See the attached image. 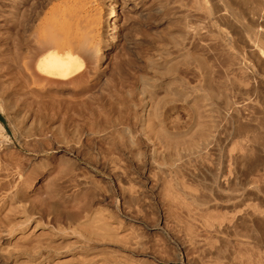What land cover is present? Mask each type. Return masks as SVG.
Wrapping results in <instances>:
<instances>
[{
	"label": "rangeland",
	"instance_id": "obj_1",
	"mask_svg": "<svg viewBox=\"0 0 264 264\" xmlns=\"http://www.w3.org/2000/svg\"><path fill=\"white\" fill-rule=\"evenodd\" d=\"M109 1L0 0V264H264V72L239 32L264 35V0H115L105 29Z\"/></svg>",
	"mask_w": 264,
	"mask_h": 264
},
{
	"label": "bare ground",
	"instance_id": "obj_2",
	"mask_svg": "<svg viewBox=\"0 0 264 264\" xmlns=\"http://www.w3.org/2000/svg\"><path fill=\"white\" fill-rule=\"evenodd\" d=\"M234 1V0H233ZM211 2H213V1H211ZM215 2V1H214ZM226 2V1H225ZM236 2H238V1H235L234 3H230L231 5H233V4H236ZM242 2V3H241ZM213 4V3H212ZM238 4V3H237ZM240 4H245L244 3V0L243 1H240ZM215 5H216V3H215ZM222 5V4H221ZM217 6V5H216ZM215 7V6H214ZM224 7H225V5H224ZM236 7V6H235ZM213 8V7H212ZM220 8H221V6H220ZM219 8V9H220ZM223 8V7H222ZM226 8V7H225ZM231 8V7H230ZM214 9V8H213ZM216 9H217V7H216ZM218 9V10H219ZM224 9V8H223ZM227 9V8H226ZM234 9V8H233ZM232 9V10H233ZM217 10V11H218ZM75 11V10H74ZM214 11H215V9H214ZM224 11H226V10H223V12L222 13H224L225 14V12ZM228 11H230V10H228ZM234 11H235V9H234ZM117 12H118V5H117V3H116V1L115 0H110L109 2H108V4L105 6V12L103 13L100 9H96V10H94V12H93V14H94V16L96 17L97 16V18L99 19V21L100 22H102V19H105V22H104V28L105 29H109L110 28V26L111 25H113L114 24V19H115V16L117 15ZM236 12V11H235ZM73 13V12H72ZM217 13V12H216ZM220 13V12H219ZM214 14V17L215 18H217V16H215V12L213 13ZM217 15V14H216ZM223 15V14H222ZM230 15V14H229ZM228 15V16H229ZM236 15V14H235ZM224 16V15H223ZM227 16V17H228ZM80 17V16H79ZM79 17H78V15H77V17H76V14H73V16L72 17H70V18H73V19H71L73 22H74V24L75 25H77V23L79 22ZM213 17V18H214ZM221 17V16H220ZM219 17V18H220ZM226 17V18H227ZM230 17V16H229ZM206 18V17H205ZM223 18H225V17H223ZM231 19H232V17H231ZM222 20V19H221ZM229 20H230V18H229ZM229 20H228V22H229ZM233 20V19H232ZM218 21V20H217ZM231 21V20H230ZM222 22V21H221ZM224 23L226 22V21H223ZM238 23V22H237ZM236 23V24H237ZM223 24V23H222ZM230 24H231V22H230ZM224 25V24H223ZM228 25V24H227ZM235 25V24H234ZM234 25H232L233 26V28H234ZM237 25H239V24H237ZM236 25V26H237ZM244 25V24H243ZM217 26V25H216ZM230 26V25H229ZM241 27H243V26H241ZM245 27V26H244ZM184 28V27H183ZM227 29H228V27H226ZM237 28V27H236ZM186 29H188V28H186ZM190 30H191V28H189ZM188 29V30H189ZM238 29H240L239 27H238ZM243 29V28H242ZM208 30V29H207ZM211 30V29H210ZM210 30H208V32L210 31ZM212 30H213V28H212ZM230 30V29H229ZM232 30V29H231ZM233 30H235V28L233 29ZM232 30V31H233ZM246 30V29H245ZM213 31H216V30H213ZM212 31V32H213ZM231 31V32H232ZM253 31V30H252ZM212 32H210V33H212ZM236 32V31H235ZM239 32H240V35H241V37H242V39H243V42H244V46H245V49H246V51H248V53H249V55L253 58V60L255 61V62H253V61H251V62H253L254 63V66L257 64V67H259V66H262L261 68L262 69H264V43L262 44L261 43V45H259L257 42H259V40H263V42H264V35H263V33L261 34V33H259L258 31L257 32H243L242 33V31H240L239 30ZM238 32V33H239ZM182 33H184V32H182ZM215 33V32H214ZM185 35L187 34V33H184ZM200 34V33H199ZM199 34L198 35H196V37L198 38L199 37ZM220 34V33H219ZM202 35V34H201ZM239 35V36H240ZM106 36H109V34H107ZM189 36H190V34H189ZM204 36V35H203ZM212 35H210V37H211ZM220 36H221V34H220ZM238 36V35H237ZM205 37V36H204ZM197 38L195 39V40H197ZM201 38H202V36H201ZM208 38V37H207ZM213 38V37H212ZM217 38V37H216ZM233 38V37H232ZM240 38V37H239ZM200 39V38H199ZM203 39V38H202ZM206 39V38H205ZM241 38H240V40H242ZM216 40V39H215ZM218 40V39H217ZM207 41H210L209 40V38L207 39ZM206 41V42H207ZM212 41H214V40H212ZM211 41V42H212ZM199 42H202V43H205L206 44V42L204 41H199ZM232 42H233V39H232ZM238 42V41H237ZM209 43V42H208ZM219 43V42H218ZM217 43V44H218ZM234 43V42H233ZM235 44V43H234ZM209 45V44H208ZM210 45H212L211 43H210ZM233 45V44H232ZM206 47H207V45H205ZM214 46V45H213ZM204 47V46H203ZM219 46H217V48H218ZM223 47H226V44L223 46ZM235 47H236V45H235ZM234 47V48H235ZM208 49L210 48V47H207ZM216 47H215V49H217ZM227 48V47H226ZM211 49V48H210ZM219 49V48H218ZM222 49V48H221ZM237 49H238V47H237ZM224 49H222V51H223ZM228 50V49H227ZM225 51V50H224ZM104 52H105V50L103 51V54H104ZM213 52H217L216 50H214ZM220 52H221V50H220ZM240 52V51H239ZM223 53V52H222ZM226 53V52H225ZM229 53V52H228ZM247 53V52H246ZM218 54V53H217ZM219 54H221V53H219ZM218 54V55H219ZM230 54V53H229ZM191 55V54H190ZM193 55V54H192ZM196 55V54H195ZM194 55V56H195ZM213 55V54H212ZM218 55H216V56H218ZM194 56H191V57H193V59L192 60H194ZM200 55H198V57H199ZM226 56V55H225ZM229 56V55H228ZM227 56V57H228ZM232 56V55H231ZM244 56V55H243ZM197 57V56H196ZM214 57V59L216 58L215 56H213ZM220 57V56H219ZM226 57V58H227ZM234 57H235V55H234ZM187 58V57H186ZM200 58H203V57H200ZM218 58V57H217ZM225 58V57H224ZM225 58V59H226ZM238 58V57H237ZM249 58V57H248ZM165 59V58H164ZM164 59H162V60H164ZM189 60H191V59H189ZM196 60H198V59H196ZM205 60V59H204ZM203 60V61H204ZM220 60V59H219ZM227 60V59H226ZM226 60H224V62L226 61ZM231 60H232V58H231ZM207 61V60H206ZM205 61V62H206ZM228 61V60H227ZM236 61H237V59H236ZM238 61H240L239 59H238ZM199 62V61H198ZM235 62V59H233V62H232V65L231 66H233V63ZM161 63V62H160ZM164 63V62H163ZM169 63H170V61H169ZM169 63H167V65L169 64ZM237 63V62H236ZM159 64V63H158ZM162 64V63H161ZM199 64H203V63H199ZM206 64V63H205ZM238 65H239V63H237ZM236 64V65H237ZM242 64V63H241ZM170 65V64H169ZM227 65H229V61H228V64ZM226 65V66H227ZM229 65V66H230ZM253 65V64H252ZM259 65V66H258ZM203 66H205V65H203ZM208 66H210V65H208ZM228 66V67H229ZM235 66V65H234ZM71 67H72V65H71V60H70V58L68 57V58H66V59H62V58H60V57H58V56H56V55H53V54H51V55H49L46 59H45V63H44V66H43V69L44 70H46V72L49 74V75H51V76H54V77H57V76H59V77H64V76H67L69 73H70V71H71ZM157 67V66H156ZM166 67V66H165ZM165 67H163V68H165ZM211 67V66H210ZM242 67V66H241ZM240 67V69H243V68H241ZM246 67V66H245ZM157 68H159V66L157 67ZM206 68V67H205ZM249 68V67H248ZM260 68V67H259ZM261 68L259 69L261 72H264V70L262 71L261 70ZM168 69H170V71H172L171 70V68L169 67H167V70H166V72H168ZM200 69V68H199ZM203 69H204V67H203ZM202 69V70H203ZM245 69V68H244ZM155 70H156V68H155ZM158 70V69H157ZM160 70V69H159ZM164 70V69H163ZM165 70H164V72H165ZM203 72H204V70H203ZM250 72V71H249ZM248 72V73H249ZM202 73V72H201ZM212 73V72H211ZM207 74L209 75V71L207 72ZM205 75V74H204ZM206 76V75H205ZM213 76V75H212ZM207 77V76H206ZM206 77H204V78H206ZM252 78V77H251ZM211 79V78H210ZM209 79V80H210ZM254 79H256V77L254 78ZM253 79V80H254ZM257 80V79H256ZM162 81V80H161ZM163 82V81H162ZM211 82V81H210ZM261 82H263V81H261ZM157 83V82H156ZM155 83V84H156ZM161 83V82H160ZM205 84V83H204ZM159 85V84H158ZM207 85H208V82H207ZM212 85V84H211ZM167 86V85H166ZM209 86H210V84H209ZM160 87H162V86H159V88ZM164 87H165V85H164ZM207 87V86H206ZM261 87H262V85H261ZM167 88H169V87H167ZM260 88V87H259ZM207 89V88H206ZM209 89V88H208ZM211 90H212V87L210 88ZM253 89V88H252ZM252 89H251V91H252ZM257 89V88H256ZM170 90V89H169ZM169 90H167V91H169ZM215 90V89H214ZM245 89H243V91H244ZM247 90V89H246ZM250 90V89H249ZM262 91V90H261ZM260 91V92H261ZM208 92V91H207ZM213 92H215V91H213ZM212 92V93H213ZM218 91H216V93H217ZM259 92V93H260ZM169 93V92H168ZM252 93V92H251ZM258 93V92H257ZM258 93V94H259ZM264 93V92H263ZM210 94V93H209ZM215 94V93H214ZM202 97V96H201ZM213 97V96H212ZM146 98H147V96H146ZM204 98V97H203ZM6 99V98H5ZM148 99H150L149 97H148ZM197 99V98H196ZM206 99V98H205ZM147 100V99H146ZM150 101V100H149ZM190 101V100H189ZM192 101V100H191ZM194 101V100H193ZM205 102L206 100H202V102ZM3 103V100H0V103ZM10 102V101H9ZM200 102V101H199ZM189 103V102H188ZM194 103H196V102H194ZM16 104H17V102H16ZM24 105V104H23ZM20 106V105H19ZM143 106V105H142ZM149 106V104L147 103L146 105H145V108H147ZM204 106H206V105H204ZM210 106V104L208 105V107ZM14 107V106H13ZM13 107L11 106V105H9V106H7L6 107V110H7V112L10 114V116L13 118V119H17V120H22V122H23V130H24V132H26L27 133V131L29 130V127H30V124H32V122H33V117H31V115H30V112H28V111H26V112H24V110H23V108L22 109H20V107H19V109L20 110H17V111H15V109H13ZM152 107V106H151ZM211 107H212V104H211ZM15 108V107H14ZM25 108V107H24ZM203 108H205V107H203ZM210 108V107H209ZM207 109L208 111H207V113L209 112V110L210 109ZM229 108V107H228ZM143 109V108H142ZM199 109V108H198ZM26 110V109H25ZM147 110H149V107L147 108ZM200 110V109H199ZM228 110V109H227ZM230 110V109H229ZM233 110V109H232ZM151 111H153L152 109H151ZM198 111V110H197ZM197 111H195V113H197ZM154 112V111H153ZM157 112V111H156ZM203 112V111H202ZM202 112H200L199 111V113H202ZM231 112V110L228 112V113H230ZM236 112V111H235ZM31 113H33V112H31ZM213 112H211V114H212ZM8 114V115H9ZM198 114V113H197ZM210 114V113H209ZM210 114V115H211ZM233 114V113H232ZM195 115V114H194ZM231 115V114H230ZM146 116V115H145ZM155 116V115H154ZM158 116V115H157ZM197 116V115H196ZM196 116L194 117V119H196V121L193 123V124H195V128H197V135H195V136H197L196 138H197V140L196 139H194V140H196L197 141V143L194 145V144H191V143H193V139H192V142H191V140H189L191 143V145H194L193 147H189L188 148V150H189V152L190 151H192V150H190V149H192V148H194V150L195 151H197V152H201L202 150V152H204V150H206L207 149V147L210 145L209 143H211L210 142V140H212V139H214V137L216 136H213V132L212 131H210V130H207V129H210V128H204V124H207V121H206V123H200L199 122V118L197 117L196 118ZM203 116H206V115H203ZM10 117V118H11ZM156 117V116H155ZM155 117H153V119H155ZM209 118H210V116H208ZM207 117V118H208ZM9 118V119H10ZM158 118H159V116H158ZM202 119H203V117H201ZM213 117H211L210 119H212ZM12 119V120H13ZM157 119V118H156ZM155 119V120H156ZM14 120V121H15ZM198 120V121H197ZM211 120H209L208 122H210ZM204 122V121H203ZM211 123V122H210ZM206 126V125H205ZM209 126V125H208ZM210 127H212V126H210ZM155 129L157 128V127H154ZM192 128H193V126H192ZM21 129V128H20ZM31 129V128H30ZM159 129V128H158ZM161 129H162V127H161ZM191 130V129H190ZM211 130H213V128L211 129ZM22 131V130H21ZM23 133V132H22ZM144 133V132H143ZM194 133H195V131H194ZM186 134V133H185ZM188 134V133H187ZM147 135V134H146ZM191 135H192V132H191ZM152 136V135H151ZM174 136V135H173ZM170 136V135H168L165 131H158V132H155V135L152 137V138H155L156 140L158 139L159 141H162L163 142V139H165V141H168L169 142V144L168 145H170V144H173V143H171L170 141L172 140L173 142H174V138H178L179 136ZM181 136V135H180ZM236 136V135H235ZM183 138H185L184 136H182ZM181 137V138H182ZM192 137V136H191ZM152 138H149V139H152ZM181 138H180V140H181ZM193 138V137H192ZM236 138V137H235ZM148 139V140H149ZM154 139V141H156ZM186 139H189V138H187L186 137ZM157 140V141H158ZM178 140V139H177ZM183 140V139H182ZM217 140V139H216ZM151 141V140H150ZM154 141H152V142H154ZM179 141V140H178ZM177 141V142H178ZM176 142V143H177ZM183 142H185V140L183 141ZM186 142H187V140H186ZM185 142V143H186ZM195 142V141H194ZM165 143H167V142H165ZM179 143H180V141H179ZM185 143H183L184 145H185ZM189 143V142H188ZM164 144V143H163ZM183 144H181V145H183ZM189 144V145H190ZM211 144H213V143H211ZM234 144V143H233ZM165 145V144H164ZM163 145V146H164ZM174 145V144H173ZM172 145V146H173ZM188 144L186 143V146H187ZM190 145V146H191ZM166 146V145H165ZM171 146V147H172ZM178 146H180L179 144H178ZM231 146H232V144H231ZM12 147H14V146H12ZM161 147V146H160ZM177 146H175V148H176ZM15 148V147H14ZM156 149H157V147H155ZM174 148V147H173ZM164 149V148H163ZM167 149V148H166ZM165 149V150H166ZM194 150L192 151V152H194ZM231 151H232V153L234 152L233 151V149H231ZM157 152V151H156ZM155 152V153H156ZM159 152V151H158ZM236 153V152H235ZM182 154V153H181ZM192 154V153H191ZM194 155H195V153H193ZM192 154V155H193ZM196 154H198V153H196ZM181 156H183V155H181ZM180 156V157H181ZM199 156H200V154H199ZM198 156V157H199ZM170 157V156H169ZM174 157V156H173ZM173 157H172V159H173ZM175 157H178V156H175ZM196 157H197V155H196ZM236 157V156H235ZM238 158H243V155H242V157H240V156H238ZM238 158H236L235 159V161L238 159ZM180 159V158H179ZM169 160V159H168ZM178 160V159H177ZM170 162H171V160H169ZM154 162V161H153ZM152 162V163H153ZM244 162H246V161H244ZM236 163V162H235ZM246 164V163H245ZM249 165V164H248ZM246 167H247V165H246ZM248 167H251L250 165L248 166ZM246 169H251V168H246ZM238 169L236 168V171H237ZM246 171V170H245ZM245 174L243 173V175H242V177L244 176ZM245 181V180H244ZM240 185V184H239ZM241 186V188H242V184L240 185ZM240 189V188H239ZM238 189V190H239ZM23 195H24V193H23V191H22V189H19L17 192H16V197H18V198H23L24 199V197H23ZM233 197V196H232ZM235 197V196H234ZM237 198V197H236ZM226 199H227V197H226ZM229 200H230V198H228ZM233 200V199H232ZM239 200V199H238ZM224 201V200H223ZM225 201H227V200H225ZM239 203V202H238ZM229 205V204H228ZM235 206V205H234ZM237 206V205H236ZM229 207H231V205L229 206ZM227 208V207H226ZM229 209V208H228ZM237 209V208H236ZM235 209V210H236ZM243 210V209H242ZM244 210H246L245 208H244ZM243 210V211H244ZM233 211H234V209H233ZM245 212V211H244ZM247 212V211H246ZM243 214V213H242ZM247 214H250L249 212L247 213ZM245 215V214H244ZM250 216V215H249ZM252 216V215H251ZM241 217V216H240ZM240 217H239V219H240ZM245 217V216H244ZM238 218V217H237ZM252 218V217H251ZM241 219H243V218H241ZM240 219V220H241ZM253 220V225L255 226V224L258 222H256V220H255V218L253 217L252 218ZM246 220V222H247V220L248 219H245ZM237 221V220H236ZM242 222V220L240 221V223ZM245 221L243 220V222H242V224L244 223ZM256 222V223H255ZM239 223V222H238ZM248 223V222H247ZM259 224H262V223H260V222H258ZM258 223H257V226H258ZM243 225H245V224H243ZM218 226H220V225H218ZM212 227V226H211ZM223 227V226H222ZM246 226H244V228H245ZM256 227V226H255ZM218 229V228H217ZM221 229V228H220ZM246 229V228H245ZM221 231V230H220ZM251 239H255V238H253V237H250Z\"/></svg>",
	"mask_w": 264,
	"mask_h": 264
}]
</instances>
